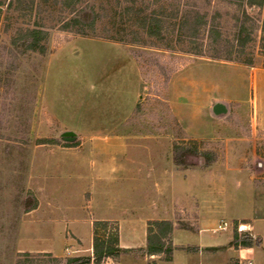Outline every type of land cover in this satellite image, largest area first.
<instances>
[{"label": "rangeland", "instance_id": "obj_1", "mask_svg": "<svg viewBox=\"0 0 264 264\" xmlns=\"http://www.w3.org/2000/svg\"><path fill=\"white\" fill-rule=\"evenodd\" d=\"M258 1L0 0V264H168L140 247L94 261L95 234L146 248L150 230L173 264H200L207 211L260 243L234 221L264 215ZM73 6L95 12L86 35ZM186 10L198 33L181 31Z\"/></svg>", "mask_w": 264, "mask_h": 264}, {"label": "crops", "instance_id": "obj_2", "mask_svg": "<svg viewBox=\"0 0 264 264\" xmlns=\"http://www.w3.org/2000/svg\"><path fill=\"white\" fill-rule=\"evenodd\" d=\"M249 175H252L250 173ZM251 180V179H250ZM251 181H254L251 180ZM211 215L206 212L203 214V217L200 221V226L197 234L194 235L196 245L198 247L197 252L193 254H188L194 257H197L200 261V264H204V261L207 262L222 259L224 264H264V215H253V213L242 216L236 215L234 221H248V223L243 224V227L250 229L255 239H259V245H254L252 247H238L232 246L233 240V228L229 229L227 224L226 229L222 230L221 227L224 223L219 225H214L215 221L210 220ZM241 225V222H239ZM217 227L215 230H210L212 227ZM242 226V225H241ZM245 229V228H244ZM215 231V232H212ZM222 231V232H218ZM133 237H136L133 235ZM133 243L135 241H132ZM121 243V244H120ZM119 240V246L125 249H135L137 247L144 248L145 243L141 242L139 245L134 244H122ZM155 256V255H153ZM152 257V256H151ZM175 256L171 261H166L168 264L174 263ZM163 263V262H162ZM161 263V264H162Z\"/></svg>", "mask_w": 264, "mask_h": 264}, {"label": "trees", "instance_id": "obj_3", "mask_svg": "<svg viewBox=\"0 0 264 264\" xmlns=\"http://www.w3.org/2000/svg\"><path fill=\"white\" fill-rule=\"evenodd\" d=\"M66 1H71V0H66ZM250 5H258L260 7H264V0H260L258 2H250ZM73 13H75L74 17L72 18L71 22L74 23V25L79 26V29L76 31L77 34L79 35H86L85 29H84V25L87 22V25L90 22H94L95 17L94 14L95 12H88L86 9L82 8L80 11H76V7L73 6L72 9ZM192 14L191 11H185L183 13V15L180 18V25H181V31H184V29L186 31L187 28L192 29V27L194 28L193 31L195 33H198L200 31V27L201 24L199 23L198 20H196L197 23L193 22L192 20ZM195 23V24H193ZM68 25L65 26L64 29H68ZM26 35L30 36L31 39V44H30V48L31 49H41L43 50V46L41 45L42 41L46 39L47 36V32H45L42 29L39 28H28L26 30ZM189 38H192V34L188 35ZM238 47H242V44H238ZM219 59L225 58V56H222V54H218L217 56H215ZM227 60H231L230 58H226ZM159 227L165 226L167 228L170 229V231H172V227L171 224H169L168 222H161L159 224H157ZM156 237V236H155ZM154 237L152 236V230H150L149 235H148V244L146 248H140L138 251L141 252L144 255H149V256H153V255H159V254H164L167 256V261H171L172 260V255L174 252V248L170 245L169 248L165 249V245L166 243L164 242V237L163 238H159L156 237L155 239H157V243L153 242ZM232 246H235L236 248L238 247H252L254 245H259L258 241L253 240V238L249 235H240L238 232L235 231L234 236H233V240L231 243ZM93 249H94V257L97 263H99L103 258H112L113 256H115L116 254L118 255H122L125 253H130L132 252L131 249H125V248H121L119 246V237L117 235V237L114 240L113 244H108L104 239L99 238L96 234L94 236V245H93ZM27 255V254H26ZM20 264V262H19ZM67 264H91V258H73L68 260Z\"/></svg>", "mask_w": 264, "mask_h": 264}, {"label": "water", "instance_id": "obj_4", "mask_svg": "<svg viewBox=\"0 0 264 264\" xmlns=\"http://www.w3.org/2000/svg\"><path fill=\"white\" fill-rule=\"evenodd\" d=\"M213 112L215 115H226L228 113V109L224 104L218 103L214 106ZM64 138H70L69 140L75 139V134L72 132H67L63 135Z\"/></svg>", "mask_w": 264, "mask_h": 264}, {"label": "built area", "instance_id": "obj_5", "mask_svg": "<svg viewBox=\"0 0 264 264\" xmlns=\"http://www.w3.org/2000/svg\"><path fill=\"white\" fill-rule=\"evenodd\" d=\"M226 226H227V224L224 223L223 226L221 227V229H222V230H225V229H226ZM238 230H239V231H242V230H243V226H239ZM250 264H252V263H250Z\"/></svg>", "mask_w": 264, "mask_h": 264}]
</instances>
